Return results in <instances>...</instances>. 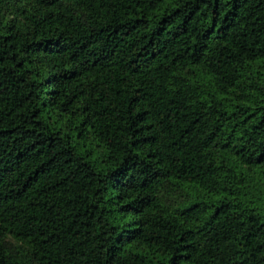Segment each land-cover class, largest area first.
Here are the masks:
<instances>
[{
    "label": "trees",
    "instance_id": "obj_1",
    "mask_svg": "<svg viewBox=\"0 0 264 264\" xmlns=\"http://www.w3.org/2000/svg\"><path fill=\"white\" fill-rule=\"evenodd\" d=\"M0 264H264V0H0Z\"/></svg>",
    "mask_w": 264,
    "mask_h": 264
}]
</instances>
